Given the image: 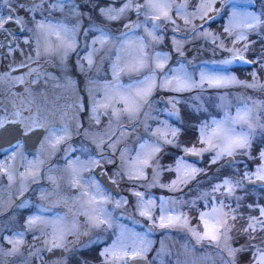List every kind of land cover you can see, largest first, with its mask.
I'll list each match as a JSON object with an SVG mask.
<instances>
[{"label": "snow or ice", "instance_id": "obj_1", "mask_svg": "<svg viewBox=\"0 0 264 264\" xmlns=\"http://www.w3.org/2000/svg\"><path fill=\"white\" fill-rule=\"evenodd\" d=\"M91 3L92 12L98 9L99 17L103 19L100 23H92V17L89 16L90 22L85 27L82 24L83 13L80 5L73 0H31L30 3L3 0V6L8 8V13L0 15V32H6L8 36L15 38L14 33L6 28V25L14 23L21 32L28 33L23 40V45L28 49L27 53L20 45L14 48L11 42L8 44L9 53L19 49L28 61H21L19 65L11 68V72L26 68V73L18 76H11V72L5 74L10 80L21 84H38L40 77L47 75L40 71L41 60L53 58L55 66L66 77V88L75 87L69 73L70 67L81 73H90L97 69L98 57L101 63L107 59L104 71L106 76L109 71L111 75L110 79H105L102 89L87 87V96L81 95L74 105L77 112L87 113L89 121L95 125L102 123V116L108 118L103 132L91 134L90 143L94 146V154H89L86 158L82 156L89 152L88 148L77 149L69 144L72 131L67 126L48 127L37 117H24L19 112L13 114L14 118L0 119V128L8 123L23 125L20 130L22 137L29 136L38 129L42 136L37 155L27 161L25 172L20 173L21 195L30 182L42 179L45 172V153L51 159L63 151V168L67 173L66 177L58 178L53 174L51 166L47 169V179L53 185V191L40 189L39 199L47 203L39 205L35 214L27 216L23 223L24 231L2 237L11 246L6 254L15 255L19 252L25 243L27 232H32L33 240H39L43 244V248L33 245L35 251H30L29 255L41 258L43 251H70L69 245L76 244L81 235H89L94 230L102 232L113 229L115 221L108 205L111 204L114 209L124 208L126 212L133 202L124 196L115 198L112 188L97 182L95 176L84 175L99 168L101 175L107 176L111 186L119 188L122 183L128 186L130 197L135 198V211L151 227L179 228L188 233L197 244L207 242L219 250L221 264H239L238 257L242 253L250 254L248 264H264V203H248L246 207L249 213L245 219L240 211L245 207L244 196L238 195L239 192H246L249 185L257 183L264 190V132L261 133L258 156L252 151L257 129H264V116L260 115L264 112V103L249 98L250 103L245 100L237 106L235 115L225 108L220 119L215 116L201 119L194 125L195 136L188 141L181 139L184 128L181 126L183 121L177 107L183 93L197 90L202 92L206 88L240 84L246 88L264 89V84L257 82V71L251 73L253 82L248 83L239 81L228 70L236 61L244 64L256 63L259 69H264V49L259 57L252 60L246 59L244 55L250 48L249 34L264 33V0H221L219 5L216 0H199L192 12L187 10V0L178 4L175 0H123L119 7L100 6L96 0H91ZM257 4L260 5L259 11L255 10ZM66 8L75 18L71 27L51 15L56 11L63 13ZM20 10L25 11L27 17L19 16L17 13ZM131 12H135L136 20L124 23L119 35H114L102 26L103 21L128 19ZM219 15L228 16V23L223 25L224 35L211 31V25ZM177 19L183 21V27L177 23ZM168 26H171L174 34L173 47L169 52L156 51L155 46L164 39L162 28ZM141 29L144 35L138 34ZM90 33L95 35L89 40ZM175 33H191L193 38L210 39L214 52L218 47L229 53V56L211 64H196L186 59H175V64H170L174 59L172 52L177 57L185 56L183 44L187 42V36L178 38ZM81 35L84 37L83 46L79 39ZM227 38H230L233 47L227 46ZM240 42H243V47L237 48L236 44ZM73 54L74 65L71 64ZM25 76L32 79L25 81ZM124 76L129 78L126 83L123 81ZM89 83L95 84L96 81ZM160 92L172 95L157 98V93ZM161 102L164 103V108L158 109ZM194 108L197 112L201 111L199 105ZM154 111L176 118L177 126L163 120L158 121L157 127L152 128L149 121L157 119L153 115ZM76 127L82 129L83 125L77 122ZM141 128L143 134L140 133ZM133 135L136 140L130 148L127 140ZM84 136L89 138L87 129L84 130ZM61 145L66 147L62 149ZM166 145L183 152V155L174 157V165L163 166L159 163V154ZM20 147L22 145L18 142L15 149ZM11 151V158L14 159L17 152ZM75 152L80 154L73 156ZM205 153H212L211 165L227 159L233 171L214 178L209 190L190 188L192 195L189 197L184 190L193 182L199 185L198 177L206 176L207 173L195 163H189L185 157L203 158ZM20 155L23 157L22 153ZM238 156L258 159L259 163L254 171L246 166L241 172L234 163ZM108 166H112L111 174ZM165 171L175 174L168 183H163L161 179ZM0 172L7 175L10 184L16 179L11 165L6 161L0 162ZM58 179H66L69 188L78 193L73 199L76 207L74 210L70 209L73 211L71 219L67 213L57 211L61 204L68 206L67 199L60 198L55 191L59 187ZM157 186L181 195L167 198L161 196L157 205L156 198L151 194L146 196L145 192L139 190ZM53 196L57 198L53 199ZM199 201H203V208L199 206ZM157 207L159 215L154 212ZM184 208L188 211H184ZM255 211H258V215L252 214ZM193 220L196 221L195 226ZM241 221L243 223L237 229V224ZM121 229L122 232L128 231L123 226ZM234 232L245 237V242L238 248L232 244ZM146 235L134 234L142 247L134 248L133 256L146 249ZM70 236L75 239L70 241ZM126 249L127 246L119 238L113 241L99 253L103 257L102 264H114L116 257L128 256ZM56 264H63V260L58 259Z\"/></svg>", "mask_w": 264, "mask_h": 264}, {"label": "rangeland", "instance_id": "obj_2", "mask_svg": "<svg viewBox=\"0 0 264 264\" xmlns=\"http://www.w3.org/2000/svg\"><path fill=\"white\" fill-rule=\"evenodd\" d=\"M27 1L31 2V0H27ZM85 1H87V0H85ZM111 1H116L115 5H113L115 7H119L123 3V0H111ZM190 1L191 0H187V4H188L187 10L189 12H192L195 10V5L197 3H199V0H192L193 4H191ZM141 2H143V0H141ZM183 2H185V0H177V4L183 3ZM216 2H217V5H219L221 0H216ZM259 10H260V6L258 7V11ZM131 14H132V12L128 14V19H121V20H118L117 22H120V21L121 22L123 21L125 23L134 22L136 20V16L133 19L130 17ZM174 14H175V9H173V15ZM18 15L21 17H24L23 15H20V14H18ZM221 16L222 15H219L217 18L220 19ZM140 19L142 20L143 17H141ZM110 22L113 23L116 21H110ZM177 23L180 24L181 27H183V21L182 20L177 19ZM197 23H199V21H197ZM227 23H228V16L224 19V21L220 27V31L219 32L214 31V33H217L219 35H224L223 25H226ZM104 26H105V28H109L108 25H104ZM120 31H117V32L120 33ZM140 33H141V35H144L142 29L140 30ZM162 33H163L164 39L161 43H159L155 46V50L161 51V52H166V50H164L163 47L166 45V42H168L170 50L172 49V47H173L172 36L174 34L171 30V26L162 28ZM25 34H26V32H25ZM25 34H24V36H25ZM260 34H262V33H260ZM260 34H257V33H250L249 34V41L248 42H249L250 48H249V51L246 52V54H249L255 48H257V49L262 48L263 43L258 42L257 41L258 39H256V35H260ZM93 35H95V33H92L91 37ZM175 35L178 38H183L184 36H187V42H185L183 44V47L187 48L188 51H191L192 48L194 47V51H195L194 55H196L197 58H194V56H192L190 53V54L186 55V57H185L186 60H189V61L194 60V63H196L197 61H199V63H201V62L211 63L212 61L213 62L221 61L225 57L229 56V53L221 51V49L218 47L215 49V52H214L213 51L214 46L211 44L210 39L206 40V39L201 38V37L193 38L191 33H175ZM89 38H90V35H89ZM262 39L264 41V34H262ZM23 40L24 39H20V40L18 39L15 46L20 45L22 48H24L26 45H23ZM193 40L195 42H197V46L191 45V47H189L187 44L192 43ZM226 42H227V46L229 48L233 47L230 38H227ZM97 47H99V45H97ZM236 47L242 48L243 42L237 43ZM261 52L262 51L260 50L259 53L261 54ZM173 53L176 54L175 52H173ZM260 54H258V55H260ZM101 55H104V54L102 53ZM54 59L55 58H53L52 60H47V61L45 59H42L40 62L41 63L40 71L42 73H47V75H42L40 77V81L38 84H30V83L22 84L24 86V90L19 94L13 91V87L19 83H17L16 81L10 80L8 78V81L6 84L7 116H9V115L13 116L14 113L19 112L24 117H28L29 115L37 117L39 120H41L43 123H45L48 127L60 128L57 126H53V125H55V123H57V121L54 122L51 117H52V114L56 113V111L54 109L50 108L51 103L49 102V95H50L49 89H50V86L55 84L54 81H53L54 83L50 82L51 76H50L49 71L50 70H56V71L58 70V68L55 66V63H53ZM74 60H75V58H74ZM7 61H9V63H12L11 68H13L17 64H20L21 61L28 62V61H26V57L24 55H21V52L19 49L9 53V58ZM106 67H107V59L105 58L104 62L101 64L100 59L98 57L97 68L100 70H103ZM93 70H95V69H93ZM253 71H257V70H253ZM103 72H104V74L102 72L96 70L95 75L91 74V76L94 79L93 81H96L95 84L89 83L90 80L88 78V74H89L88 72L83 73V78H84L83 90L85 91V93H83V96H85V94H87V91H86L87 87H93L94 89H96V88L102 89L105 79L111 78L110 71L108 72L107 76L105 74V71H103ZM231 74L234 75L239 81H247L248 83L253 82V78H252L251 73L246 74L245 76H241V78L236 76L235 73H231ZM95 76H96V78H95ZM30 79H32V78L25 76V81H29ZM128 79L129 78L127 76L123 77V81L125 83L128 81ZM257 82L260 84H264V69H261L257 73ZM227 88H236V89H233L234 91L232 93L227 92V91L223 92V93H218L220 89H227ZM26 89H27V91H26ZM214 89H218V91L215 92ZM66 92L71 94V97L69 94H68V96L66 95L65 97L67 98V102H68L66 108H68L67 110L69 112L67 115L68 116L67 122H68V124H70V128H72L71 131H72V136H73L76 134L74 132H76V130H77L76 124H77V122H79V118L75 114L76 108L74 107V105L78 102L81 94L78 96L76 86L73 88H66ZM102 94L103 93L101 91V96H102ZM187 94H189V95L187 96ZM217 94H218V97H217ZM255 94L258 96L259 100H256L254 98ZM168 95H172V94L160 92V93H157V98H159V97H165L166 98ZM182 95H184L185 98L187 96V98H188L187 100H190V101H193L194 100L193 98L197 97L193 102L189 101V105L193 106V108L195 105H199L201 107V111H199V112H206V113H211L212 115H215V116H219V118H217V119H220L223 117L225 108H227L232 113V115H235L237 106L241 105L242 102L245 100H248L249 103L251 102V100H256L260 103H264V89H262V88H256V89L246 88L240 84H232V85H228V86L220 87V88H206L202 92L197 90V91H193V92L183 93ZM199 95L204 96L203 98H207L206 102L202 101L200 99L202 97H200ZM181 98L182 97H180V99ZM221 98H223V101ZM249 98H251V100H249ZM205 103L208 106L212 107V109L209 110ZM222 104H223V107L221 106ZM57 107L59 108V111H62L61 109L63 108V104L59 103V106H57ZM157 107H158V109H163L164 103H162L161 105H158ZM177 107L180 110V116H183L185 114L184 110L188 111V109L186 108L185 105H181V107H179V105H178ZM194 110H195V108H194ZM52 111H54V112H52ZM157 112H158V115H157L156 111L153 112V115L156 116L157 119L149 121L152 128L157 127L158 121H163V120H167L170 125L175 126V125L171 124L170 121H177L176 118L167 117L161 111H157ZM195 112L199 113L197 111H195ZM73 114H74V116L72 118ZM160 114L162 115L161 117H160ZM260 115H261V113H260ZM261 116H263V115H261ZM212 117L213 116L209 117V119H211ZM69 118L72 119V121ZM85 124L87 125V127L89 126L90 121L88 120V118H85ZM91 124H92L93 129H95L97 132H103L106 128V125L102 124V123H101L102 125L100 124V126L95 125L94 122H91ZM106 124H107V122H106ZM258 130H263V129L258 128L257 131ZM140 133L142 134L141 129H140ZM91 134H94V133L89 132V138H85L89 142H90ZM257 136H260V135L259 134L256 135L255 138ZM150 139H154V138H150ZM134 140H136L135 135H133L132 143L134 142ZM65 147H66L65 145H61V148L64 149ZM88 149H89V152H87V155L94 154V146L93 145H91V148L88 146ZM14 150L17 152V155L15 156L14 159L11 158L12 151L6 155L0 154V162L6 161L7 164L11 165V169L14 172L15 177H16V179L14 180V182H12L10 184V186L9 185L7 186V183H6L7 187L0 189V213L5 211L17 199L19 201L21 200V198H20L21 197V194H20V192H21V190H20V187H21V185H20L21 184L20 173L25 172V166H26L27 161L31 160L35 155H37L39 147L36 150V153L34 152L32 155H29V157H25V159L28 158V159H26L25 162H23L21 160V155H20L23 151V146L20 147L19 149H14ZM134 154L135 153L133 152V155ZM87 155H86V157H87ZM204 156H205L207 164L211 165L210 160H211L212 153H205ZM86 157H84V158H86ZM43 158L46 161L45 164H47V162L50 160L46 153L43 155ZM235 159H237L236 160L237 164H243V166L247 165V161L245 160V158L243 159V156H238ZM159 163L161 164L160 158H159ZM189 163H191V162H189ZM257 164L255 166L253 165L254 168H251L250 170L254 171ZM161 165H163V164H161ZM173 165H174V163H173ZM61 166H63V165H61ZM196 166L198 167V165H196ZM60 169H63V167H59L58 165L55 166V171L60 170ZM47 173L48 172L46 169L45 175H48ZM164 173H166L167 177L169 178L170 175L168 176V174H171V173L165 171V172H163L162 176L165 175ZM86 174H87V176H89L90 173L88 174V172H86L84 175H86ZM56 176L58 178L66 177L67 173L64 170H62L61 172H58L56 174ZM174 177H175V174L172 173V176L169 179H167V181L165 183H168L169 180L171 178H174ZM7 179H8L7 175L0 172V180L7 182ZM45 179H47V176ZM149 179H151V176H149ZM58 184L62 188V191H60L57 194L60 198L67 199L68 206L61 204L60 207L57 209V211H60L62 214L67 213L69 219H71L72 215H73L72 210H74V208L76 207L73 204L74 196L71 193L72 189L69 188V186L66 182V179H58ZM157 187H159V186H157ZM152 188H154V187H152ZM143 189H150V188H143ZM160 189L164 190L163 188H160ZM55 191L57 192V189H55ZM251 192L252 191H248L247 194H249ZM171 193H173V192H171ZM60 194H62V195H60ZM76 195H78V193ZM174 196H178V195L174 194L173 197ZM241 196H245V194L241 193ZM52 198L55 199V198H57V196H53ZM131 200L133 202V207H134L135 198L131 197ZM21 203L22 204H20V206H22V208L25 207V209L31 210V208L28 206H30L32 203H27L25 199H22ZM46 203H47L46 201H41L39 199V202L31 210L32 211L31 214H35L38 211L39 205L46 204ZM198 203L199 204L201 203V206L203 208V201H199ZM158 204H159V201H157V205ZM70 209H72V210H70ZM108 209H109V211L114 212L115 214L117 213V211H115L116 209H114L111 204L108 205ZM121 209L123 210L124 208H121ZM132 209H133V212L136 213L138 216L126 215V217L129 219L130 225L136 224L137 226L141 227V229H142L141 232L136 231L137 234H139L140 236H144V234H147L145 237V239L147 241V247L145 250L141 251L137 255L147 256L149 253H152V263L151 264H165L164 260H166L167 264H168V262H170L172 264H221V259H220V256L218 255V253H219L218 249H216L214 246L208 245L207 243L197 244L196 242H193L194 240L191 238V236L179 228L158 230V234H160V233L162 234L163 241H161V242L159 241L157 243V241L154 240L156 233H154V231L152 230V227L147 226L146 228H143L144 223L142 221L144 218L141 217L135 211V207ZM154 212L156 213V215H159V208L158 207L155 208ZM31 214H28V215H31ZM254 215H258V211H256V213ZM117 216H119L118 219L122 218L120 212L117 213ZM26 218L27 217H25V219ZM24 220H23V223H24ZM114 221H115V223H114V227H113V229H114L113 241L117 240L118 238L120 240H122L123 243L127 246L126 250L129 253L128 256H126V257L125 256L116 257L114 259V264H128V262H127L128 259L133 256L132 255L133 249L134 248H140L142 246L140 245L139 241L135 238L134 234H136V233L133 232L134 230L132 228H128L127 226H124V224L122 222L117 221V219H115V218H114ZM240 223L242 224L243 221H241ZM195 224H196V222L193 223L194 226H195ZM2 225L6 226V223H0V227H2ZM121 226H123L124 228H127L128 231L122 232ZM129 227H131V226H129ZM237 229H239V228H237ZM81 230L83 231V228ZM16 232H20V231H18V230L14 231V233H16ZM99 232H101V231L94 230V231L90 232L89 235H81L79 238V241L76 244H74V245L70 244L69 245L70 250L71 251H73L74 249L78 250V249H80L81 246H85V247L89 246L91 243L87 244V240L92 236H93V238H95L97 240L99 239V241L101 242V238H99V235L97 236V234ZM173 232L174 233L178 232V233L182 234V236L184 237L185 240L183 239L181 242H179L178 239L176 238V236L171 235V233H173ZM8 233H9L8 229L0 230V261L3 260V258H2L3 255L6 254L7 251L11 247L6 241H4L2 239V237L6 236ZM108 233L112 234L111 229H108ZM232 235L234 237V239L232 241L233 247L238 248L240 246V237L239 236L242 234H240L239 232H234ZM28 236H30L29 239L27 238ZM32 238H33L32 232H27L25 237H24L25 243L20 248V252H22V254L11 255L9 257V259H11V260L6 261L5 264H39L38 261L41 262L42 259L45 261L44 255L42 256V253H44L45 251H43L41 253V258H36L35 256L29 255L30 251H35V249L33 248V245H35L36 247H39V248H43V244L41 241L33 240ZM189 238H191V241ZM68 239L71 241V240H74L75 237L70 236ZM27 242H29V243L33 242V244H31L27 248L26 247ZM112 242L110 243V245L112 244ZM21 259H23V261L20 263ZM5 260H7V259H5ZM102 261H103V257H102ZM45 263H47V262H45ZM66 263H67L66 259L63 260V264H66ZM47 264H56V262L47 263Z\"/></svg>", "mask_w": 264, "mask_h": 264}, {"label": "water", "instance_id": "obj_3", "mask_svg": "<svg viewBox=\"0 0 264 264\" xmlns=\"http://www.w3.org/2000/svg\"><path fill=\"white\" fill-rule=\"evenodd\" d=\"M12 33L18 32L19 27L14 23H10L6 25ZM11 42V37L8 36L6 32H0V52L3 53L5 47ZM23 69H20L18 72L13 73H20ZM16 90H21V87H17ZM105 120V117H102ZM21 127L19 124H5L4 128H0V149L6 147L17 140H23L25 145L30 149H35L39 141L41 140L42 136L40 135V130L38 129L36 132L30 134L29 136H21ZM94 175L97 177L99 181L106 187L112 188V191L117 194V190L115 187L111 186L108 182L107 176L101 175V169L97 168L93 170ZM63 256V252L60 250H54L53 252H47V258L53 257H61ZM146 258L142 256H135L130 259L129 264H146Z\"/></svg>", "mask_w": 264, "mask_h": 264}, {"label": "trees", "instance_id": "obj_4", "mask_svg": "<svg viewBox=\"0 0 264 264\" xmlns=\"http://www.w3.org/2000/svg\"><path fill=\"white\" fill-rule=\"evenodd\" d=\"M239 73V72H238ZM261 142V141H260ZM259 142V143H260ZM260 145L256 142L254 143V147H253V153H254V149H257ZM222 176V175H221ZM249 254V253H248Z\"/></svg>", "mask_w": 264, "mask_h": 264}]
</instances>
